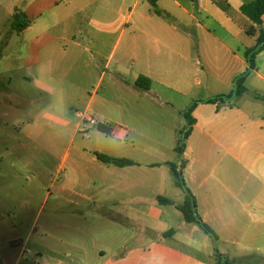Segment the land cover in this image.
I'll use <instances>...</instances> for the list:
<instances>
[{
  "label": "crops",
  "instance_id": "1",
  "mask_svg": "<svg viewBox=\"0 0 264 264\" xmlns=\"http://www.w3.org/2000/svg\"><path fill=\"white\" fill-rule=\"evenodd\" d=\"M252 1L157 0L166 16L149 0H0V15L18 10L29 21L21 31L8 27L0 65L34 87L32 103L51 95L62 113L81 102L92 115L77 113L76 133L92 117L106 137L92 141L87 130L88 141L74 136V152L65 150L59 250L38 255L44 264H216L222 241L264 263V100L254 97H264V50L251 65L245 52L257 37L247 33L253 22L241 11ZM245 73V93L206 102L234 92ZM139 76L149 78V91L135 86ZM194 91L206 95L187 105L201 101L179 156L185 120L170 124L141 108L173 111L176 94ZM44 117L69 125L49 112ZM97 153L135 165L106 163ZM172 163L214 241L177 208L186 193ZM21 257L23 251L3 264H21Z\"/></svg>",
  "mask_w": 264,
  "mask_h": 264
},
{
  "label": "rangeland",
  "instance_id": "2",
  "mask_svg": "<svg viewBox=\"0 0 264 264\" xmlns=\"http://www.w3.org/2000/svg\"><path fill=\"white\" fill-rule=\"evenodd\" d=\"M4 13L0 15V54L13 21V16ZM36 95L34 87L24 83L15 70L0 65V264L21 251V264H44L38 255H51L48 247L59 250L58 219L63 215L58 207V183L65 150L72 155L78 140L88 141L87 130L92 141L106 138L97 135L98 128L86 121L76 133L80 122L77 113L92 115L81 102L60 113L54 106L57 99L44 95L43 101L32 103L31 96ZM204 95L203 91H194L190 97L176 94L174 112L156 106H145L141 111L149 118L183 125L182 110L191 99ZM47 112L69 121V125L45 118ZM74 136L76 142H70ZM216 249L224 250L222 264H264L260 257L238 253L223 241Z\"/></svg>",
  "mask_w": 264,
  "mask_h": 264
},
{
  "label": "trees",
  "instance_id": "3",
  "mask_svg": "<svg viewBox=\"0 0 264 264\" xmlns=\"http://www.w3.org/2000/svg\"><path fill=\"white\" fill-rule=\"evenodd\" d=\"M149 2L152 4L155 12L158 15H166L163 13V11H161L157 7V0H149ZM241 11L247 18H249L250 21L253 22V25L247 30V33L251 36L257 37V46L253 49H248L245 52V56L247 57L251 65H253V58L264 50V30L261 27L263 22L262 17L264 15V0H254L252 2L243 4L241 6ZM28 25H29V21L27 20L25 15L22 12L16 10L13 16V21L11 23V30L21 31L22 29L26 28ZM245 77H246V73L242 74L235 80L234 92H231L228 95L215 96L213 98L206 100V102L208 103L220 102L224 104L230 102L233 98L245 93L247 91V89L244 86ZM135 86L138 87L139 89L149 91L150 80L147 77L139 76L138 79L136 80ZM254 97L256 99L264 100V97L258 94H255ZM199 102L201 101H193L192 104L183 112L185 126L179 133V138L177 140V144L175 147V151L179 154V156L183 155L185 149V140L190 135L192 131V127L196 122V120L192 116V113ZM99 130L106 134L111 133V128L105 126L99 127ZM97 156L103 162L113 163L120 167L135 165V163L129 159L112 158L99 153H97ZM170 166L175 174L177 185L181 187L186 193L185 202L182 205H177V208L182 212L187 222L197 223L208 235H210L214 239L217 238L213 230L207 224H205L201 219V217L198 215L196 209L197 208L196 199L192 194V192L185 186L181 170L178 169L176 164L172 163L170 164ZM181 166H183V164ZM158 199L161 203L173 204L172 201L165 199L163 197H159ZM218 256L219 257L216 264H222L223 258L220 255ZM225 264H227V262H225Z\"/></svg>",
  "mask_w": 264,
  "mask_h": 264
},
{
  "label": "built area",
  "instance_id": "4",
  "mask_svg": "<svg viewBox=\"0 0 264 264\" xmlns=\"http://www.w3.org/2000/svg\"><path fill=\"white\" fill-rule=\"evenodd\" d=\"M87 122L90 126H96L97 125V121L92 117H88Z\"/></svg>",
  "mask_w": 264,
  "mask_h": 264
}]
</instances>
